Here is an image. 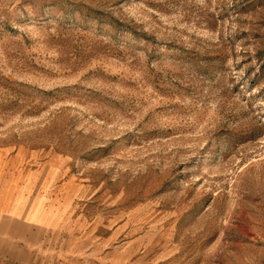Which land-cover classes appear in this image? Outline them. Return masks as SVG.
<instances>
[{"label": "rangeland", "instance_id": "obj_1", "mask_svg": "<svg viewBox=\"0 0 264 264\" xmlns=\"http://www.w3.org/2000/svg\"><path fill=\"white\" fill-rule=\"evenodd\" d=\"M0 149V264H264V0H0Z\"/></svg>", "mask_w": 264, "mask_h": 264}, {"label": "crops", "instance_id": "obj_2", "mask_svg": "<svg viewBox=\"0 0 264 264\" xmlns=\"http://www.w3.org/2000/svg\"><path fill=\"white\" fill-rule=\"evenodd\" d=\"M17 163L7 150L0 149V239L2 233L13 235L18 225L29 229L52 225L53 217L43 201L30 200L24 194L32 176L19 174Z\"/></svg>", "mask_w": 264, "mask_h": 264}]
</instances>
